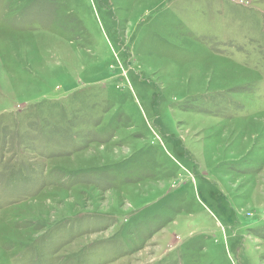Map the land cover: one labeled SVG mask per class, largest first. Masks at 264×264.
<instances>
[{
    "label": "rangeland",
    "instance_id": "1",
    "mask_svg": "<svg viewBox=\"0 0 264 264\" xmlns=\"http://www.w3.org/2000/svg\"><path fill=\"white\" fill-rule=\"evenodd\" d=\"M0 264H264V0H0Z\"/></svg>",
    "mask_w": 264,
    "mask_h": 264
}]
</instances>
